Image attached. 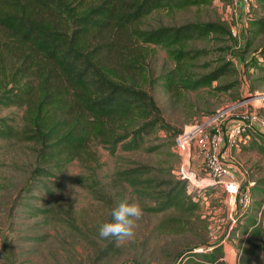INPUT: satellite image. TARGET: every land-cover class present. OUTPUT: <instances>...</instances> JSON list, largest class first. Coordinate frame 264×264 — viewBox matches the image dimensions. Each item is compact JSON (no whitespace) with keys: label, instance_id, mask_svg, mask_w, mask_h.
I'll list each match as a JSON object with an SVG mask.
<instances>
[{"label":"rangeland","instance_id":"obj_1","mask_svg":"<svg viewBox=\"0 0 264 264\" xmlns=\"http://www.w3.org/2000/svg\"><path fill=\"white\" fill-rule=\"evenodd\" d=\"M248 16H264L260 0H255ZM239 20L232 0H206L188 8L154 11L141 27L218 21L230 31H238ZM245 28L243 43L254 37L248 52H241L243 43L232 34L211 33L186 45L185 48L203 52L182 63L180 70L166 47L142 44L138 50L145 74L128 75L154 96L169 128L147 136L134 150H127L119 143L111 152L107 144L94 141L89 156L74 159L56 170L57 177L50 180L59 185L52 195L37 191L26 194L29 171L35 166L32 144L0 139V264H183L189 248L198 251L200 247L194 245L205 241L206 247L221 240H224L223 254H236L239 262L245 253L249 264H264V185L259 182L264 178V155L253 148L256 137L263 135V131H251L249 138L232 149L231 163L246 173L251 182L252 202L249 211L231 229L230 211L224 206L220 192L206 189L198 194L189 193L198 207L187 213L176 207L153 212L152 200L140 195L139 188L117 175L122 169L145 164L150 169L147 177L179 180L177 173L183 157L173 149L174 136L185 126L211 118L222 131L232 121L230 112L221 114L224 108L252 92V85L254 91L264 92V72L257 65L245 64L249 56L256 55L259 64L264 65L263 57L255 50L264 42V30L253 36L248 21ZM221 59L231 63L229 72L196 89L187 85L188 79L209 71ZM170 74H174V88L163 86L164 77ZM260 112L264 116V107ZM0 117H6L19 128L24 123V107L0 104ZM35 196H40V200L31 198ZM25 197L49 211L28 218L21 206H17ZM122 200L138 202L143 216L137 221L134 238L117 247L112 239H101L98 230L101 224L111 221L112 209ZM167 217H178L179 222L166 223ZM64 219L72 226L63 222ZM228 229L229 236L223 238ZM32 235L44 236L45 240L25 238ZM243 247L247 250L243 251Z\"/></svg>","mask_w":264,"mask_h":264},{"label":"trees","instance_id":"obj_2","mask_svg":"<svg viewBox=\"0 0 264 264\" xmlns=\"http://www.w3.org/2000/svg\"><path fill=\"white\" fill-rule=\"evenodd\" d=\"M205 1L0 0V104L24 107V123L19 128L0 117V139L32 144L35 166L29 171L26 194H54L59 184L50 178L57 177L56 170L89 156L94 141L107 144L111 152L119 143L134 150L147 136L169 128L154 96L128 75L145 74L140 67L141 45L166 47L180 70L182 63L203 52L185 48L190 41L211 33L227 35L230 30L218 21L147 27L141 24L154 11L188 8ZM260 1L264 9V0ZM248 22L253 36L264 30V16L249 17ZM253 39L243 43L242 53L249 51ZM255 50L264 59V42ZM254 56H249L245 64L257 65L264 72V65ZM230 66L221 59L209 71L188 79L187 85L196 89L210 84L229 72ZM163 86L175 87L174 74L164 77ZM250 90L254 91L255 86ZM256 138L253 148L264 155V135ZM149 172L147 165L137 164L117 175L152 200L153 212L176 207L187 213L198 207L187 192L186 180L147 177ZM259 182L264 185V178ZM29 199L25 197L17 203L28 218L49 211ZM172 221L179 222L178 217L165 219L166 223ZM63 222L72 226L66 219ZM25 238L45 240L37 235ZM203 243L194 246L204 247ZM212 245L210 251L189 248L185 257L181 255L183 264H225L221 259L222 244ZM239 264H249L245 253Z\"/></svg>","mask_w":264,"mask_h":264},{"label":"built area","instance_id":"obj_3","mask_svg":"<svg viewBox=\"0 0 264 264\" xmlns=\"http://www.w3.org/2000/svg\"><path fill=\"white\" fill-rule=\"evenodd\" d=\"M232 1L240 25L238 31L232 29L230 34L243 43L248 14L255 6V0ZM261 107H264V92H247L221 111V114L230 112L232 116V121L224 130L214 126V118L204 119L185 126L174 138L173 149L183 157V165L177 176L187 181L188 193L196 191L198 194L206 189L222 193L224 206L230 211V229L251 208L252 192L251 182L237 179L226 159L230 160L231 150L249 138L251 131L264 130ZM230 229L223 238L229 236ZM222 242L224 240L220 244ZM212 247L210 243L196 252L211 250ZM221 259L225 264H239L236 254L225 252Z\"/></svg>","mask_w":264,"mask_h":264},{"label":"clouds","instance_id":"obj_4","mask_svg":"<svg viewBox=\"0 0 264 264\" xmlns=\"http://www.w3.org/2000/svg\"><path fill=\"white\" fill-rule=\"evenodd\" d=\"M143 216L141 205L133 201L122 200L111 211V221L101 224L98 235L101 239H112L119 247L135 236L137 221Z\"/></svg>","mask_w":264,"mask_h":264},{"label":"crops","instance_id":"obj_5","mask_svg":"<svg viewBox=\"0 0 264 264\" xmlns=\"http://www.w3.org/2000/svg\"><path fill=\"white\" fill-rule=\"evenodd\" d=\"M264 130H260V132ZM258 132V131H257ZM264 135V134H263ZM232 153V150H231ZM227 164L229 165V168L235 173V176L237 179L241 180V181H247L248 176L246 175V173H243L242 171H240L236 166H234L231 161L229 159H226Z\"/></svg>","mask_w":264,"mask_h":264}]
</instances>
